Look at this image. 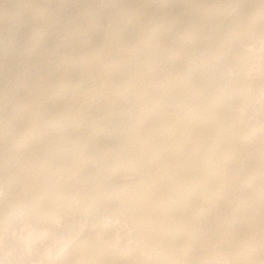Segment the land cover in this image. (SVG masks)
I'll list each match as a JSON object with an SVG mask.
<instances>
[{
    "label": "bare ground",
    "instance_id": "1",
    "mask_svg": "<svg viewBox=\"0 0 264 264\" xmlns=\"http://www.w3.org/2000/svg\"><path fill=\"white\" fill-rule=\"evenodd\" d=\"M21 1L30 5V11L20 13ZM43 1L6 0L3 5L12 9V13L6 12L4 15L0 11V16H3V20H0V104H3L0 108V130L18 133L11 138L22 135L30 126L37 129L44 126L43 122L33 119L36 111L41 113L43 121H58L60 116L61 119L66 116L61 110L59 117L53 118V111L61 105L60 99L53 96L55 104L48 107L46 103L50 95L32 86L39 87L42 84L54 90L59 83V90H63L58 93V97L64 94L67 99L79 96L76 93L78 83L66 86L69 82L67 77L71 76L70 65L61 71L49 69L53 63L58 68L57 61L62 59L65 52L55 51V47L52 54L58 55V58L51 60L48 54L54 45L49 47L39 44V29L48 30L50 26H54L52 22L56 18H61L55 11L54 14L51 13L50 7L40 5ZM45 1L50 3V0ZM66 1H61L63 8L65 3H69ZM246 2L71 0L66 9L75 12L81 6L90 11L138 10L145 13L147 20L155 13L161 15L159 21L164 24V29L157 20L138 29L111 25L108 29L99 27L95 30L92 24H84L80 27L88 38L81 44V53L75 52L76 45L80 43L75 45L71 41L69 44H62L68 55L66 61L79 59L85 66L73 70V82L78 81L77 74L84 72L93 76L98 73L95 78L87 77L89 81L86 85H120L110 97L119 100L120 104L125 97L131 98L129 105L115 109L119 113L106 110L125 121L121 130L128 128V131H125V135L121 134L123 131H116L103 136L92 135L89 133L90 129L85 128L81 131L68 129L65 134V125L60 124L51 131L54 132L51 139L45 142L32 138L21 140L17 144L10 143L11 138H4L0 142L15 146V151L19 148L25 151L28 148L37 149L34 157L37 156L38 159H34L38 169L29 179L40 192L51 193L50 189L54 187V198L68 199L66 191L72 189L80 196L89 194L93 206L112 200L110 211L121 208L124 212L121 217L130 218L148 237L147 246L155 257L151 264H202L205 260L210 263L215 251L212 248L220 240L216 236L207 235L210 225L214 230H226L225 235L223 234L227 241L225 244L231 239L238 242L239 248L244 251L233 253V259L237 264H245L243 257L252 255L249 250L251 244L264 245L261 241L263 237L257 232L258 224L264 222V189L239 187L251 180V175L247 176L249 167L244 166L249 156L259 158L262 161L259 165L264 164V136H247L245 131H237L235 126L230 125L231 122L223 127V109L229 114L226 107L229 101L225 97L231 90L234 94L231 103L253 104L243 81L244 75L254 68L247 53L253 45L245 38L256 35V38L263 39L257 38L258 43H264V0H255L259 10L257 16L262 18L257 22L253 19L251 23H247L248 27L237 32L236 37L228 36L232 34L230 28L234 25L227 27L226 31L211 33L214 26L219 28L224 22L222 19L216 22L207 13L214 9L222 12L233 4H237L239 9H245ZM55 3L58 5V0H53L49 5ZM192 11L196 16L191 15ZM92 21L93 19L90 22ZM68 27L66 24L64 28ZM95 32L108 43L115 41L121 47L128 42L130 52L121 50V57H111L108 64L105 63L106 51L98 49V64L90 66L87 61L92 54L89 50L92 40L89 39ZM137 44H142L147 50L141 51ZM193 46L201 51V59L206 63H209L211 56H220L224 50L241 52L233 63L237 77L230 79L225 76L228 66L224 63L215 75V80L204 64L200 63L202 67H199L197 61L191 59L193 57L190 51ZM46 59L49 61L45 62ZM168 61L178 62L180 65L175 66L172 71L164 66ZM180 66L184 69L183 74L170 79L171 71L178 72ZM65 71L67 75L62 78ZM57 75H61L60 78L53 80L52 77ZM20 83L24 86L23 90L20 89ZM128 84L131 87L127 88ZM220 86L225 87V90ZM102 94V89L90 90L84 95L83 101ZM32 97L39 100L32 102ZM6 98L13 102L11 110L5 105ZM24 98L28 102H24ZM110 100L109 98L108 101ZM126 108L128 111H125ZM153 110H160V114L146 119L147 114ZM19 119L23 120L18 121ZM242 136L248 138L241 139ZM231 150L235 152L234 155L230 153ZM46 151L50 153L48 158L42 155ZM48 159L54 163L52 167L45 165ZM256 163L251 165L252 169ZM228 168L232 170H226ZM55 175L62 178L56 179ZM236 188L243 194L241 197L253 198L234 199ZM161 201L167 203L162 204ZM30 207L35 208V205L31 204ZM50 208L60 207L50 203ZM216 212L217 216H212ZM55 214L56 212L44 220V226L55 224L58 219ZM237 215L241 216L239 225L231 221V217ZM35 216L38 221L44 219L42 212H37ZM255 216L260 219L251 223ZM96 235L99 237L97 232ZM97 240L93 236L91 239L84 237L78 241L73 250L78 246L79 248L67 257L66 263L128 264L118 250L112 249L108 241L97 243ZM194 247L198 248L196 255L191 252ZM130 259L131 264H145L143 258L135 255Z\"/></svg>",
    "mask_w": 264,
    "mask_h": 264
},
{
    "label": "rangeland",
    "instance_id": "2",
    "mask_svg": "<svg viewBox=\"0 0 264 264\" xmlns=\"http://www.w3.org/2000/svg\"><path fill=\"white\" fill-rule=\"evenodd\" d=\"M5 1L6 0H0V11L4 15L6 12L12 13V9L3 5ZM52 1L53 0H50V3H47L44 0L40 5L43 7H50L51 13L53 12L54 14L55 11L62 19L56 18V21L52 22L54 26H50V29L48 30L39 29L37 33L41 38L39 44L46 46L49 45V47L54 45L50 54H48L51 60L58 58V55L52 54L53 52L59 50H63L65 52L62 59L57 61L58 68H56L55 63H53L49 66V69H59L61 71L64 67L70 65L71 76L67 77L69 82L66 86L68 84L78 83L76 93L79 94V96L67 99L66 94H64L58 97V93L63 90H59V83L56 85V89L54 90L50 86L42 84H39V87L32 86L36 89L42 90L43 92L46 91V93L50 95V98L47 99L46 103L48 107L55 104L53 103V96L60 99L61 105L53 111V118L59 117V111L61 110L65 112L66 116L62 119V116H60L58 121H43L41 113L36 111V113L33 114V119L38 122H43L44 126L42 128L37 129L30 126L25 129L22 135L13 136L12 138L11 136L13 134L18 133H9L0 130V140H5L4 138H11L9 142H15V144H17L21 140L32 138L45 142L51 139L54 133L51 131L56 129L60 124L65 125V134L68 129L81 131L82 129L87 128V130L90 129L89 133L92 135L109 136L116 131H123L121 134L125 135V131H128V128L121 130L125 121L119 119V117L114 113H107L106 110L116 111L119 113V111L115 109H118L121 106L126 107V105H129V103H131V98L125 97L120 104L119 100L115 98L112 99V97H110L112 92L117 90L120 85L107 86L97 83L96 87H89L86 85V82L89 81L87 77L95 78L98 73L93 76L84 72L82 74H77L78 81L73 82V70L81 66L82 68H85V66L79 59L66 61L68 55L66 54V48L63 47L62 44H69L71 41H74L75 45L80 43L76 45L75 52L77 54L81 53V44L86 41V38H88L82 32V28L80 27L84 24H92V28L95 30L99 29V27L108 29L111 25H123L129 26L133 29H138L145 25L149 26L154 23V20H157L164 29V24L160 22L161 15L153 12L155 15L150 16L151 19L147 20L148 17H146L145 13L138 10L92 9L90 11L84 9L80 5L77 12H75L66 9V6L69 5L71 0H58V5L56 3L55 5H49ZM61 1L69 3H65V8H63ZM246 1L247 7L245 9H239L237 4H233V6L224 8L222 12H219L218 9L208 12L207 15L212 16L216 22L218 19H222L221 21L224 22V25H219V28L214 26L213 30L211 29V33L216 31V33L226 31L227 27L234 25V27L230 28L232 29V34H229L228 36L236 37L238 36L237 32L243 31L244 27H248L247 23H251L253 19L256 22L259 21L262 17L257 16L259 10L256 8L255 0ZM3 7L6 9H3ZM20 7V13L28 12L31 8L25 1H21ZM191 15L196 16V13L192 11ZM92 19L93 21L90 22ZM0 20H3V16H0ZM107 23L111 24L106 25ZM66 24L69 26L68 28H64ZM258 27H261V25L258 24ZM1 35L2 33L0 29V36ZM257 38L256 35L245 38L250 41L251 45H253L247 50V53L250 56V63L253 64L254 68L250 69L247 75H244L243 81L245 83V90L250 95L253 104L250 106L244 102L235 101L231 103L232 97L234 96V94L231 93V90L225 97L228 98L229 101L226 106L229 110V114H226L223 109V127H226L228 123L231 122L230 125L232 124L235 126L237 131H245L247 136H264V43H258ZM260 39L263 40L262 38ZM89 40H92V47L89 49L92 54L89 55V59L87 61V64L90 63V66L98 64V49H104L106 51L105 63L108 64L111 57H114L115 59L121 57V50H124L127 53L130 52V45L128 42L125 41L126 44L124 47L116 45L115 41L108 43L104 38L102 39V36H99L97 32L92 34ZM137 47L140 48L141 51L147 50V48H145L142 44H137ZM54 48L55 51H53ZM240 53L241 52L236 51L232 52V50H224L220 56H211L209 63H206L201 59V57H203L201 51L196 49L194 46L190 51V55L193 57L191 59L195 62L197 61L196 64L199 67H202L200 63L204 64L205 67L211 71L215 80H217L215 75L218 74L221 65L224 63L228 66L225 76L230 79L237 77V72L233 69V63ZM1 54L2 52H0V55ZM130 55L133 56V54ZM232 55L233 57H231ZM182 57L184 59L186 58L184 56ZM47 61L49 60L46 59L45 62ZM179 65L180 64L178 62L174 63L173 61H168L164 66L165 68L174 71V67ZM16 68L17 67L14 65V69ZM183 70V67L180 66L178 72L171 71L170 79H172L175 75H182ZM66 75L67 71H65L62 78ZM60 76L61 75H57L52 78L53 80H58ZM159 81L160 79L158 82ZM129 85L130 84L126 85V87H131ZM19 86L21 90L24 89L22 83H20ZM221 88L224 89L225 87ZM99 89H102L103 96L97 95L96 97H92L93 99L91 100L83 101L84 95H86L88 91ZM109 98L111 99L110 101H108ZM24 100V102H28L25 98ZM30 100L33 102L38 101L39 99L32 97ZM2 105L3 104H0V108ZM5 105L9 108V110H11L13 102L6 98ZM125 111H128V109L126 108ZM158 114H160V110H153L147 114L146 119L156 117ZM20 120L23 119H19L18 121ZM247 136H242L241 139H247ZM39 137H43V139H38ZM10 145L11 144L9 143L2 144V142H0V264H67V257L79 248L78 246L73 250L74 245L84 237L91 239L93 236H95L96 239L98 238L97 243L108 241L111 244L112 249L118 250L128 264H131L132 262V259H130L132 255H135L138 258H143L145 264H151V260L155 257L153 256L151 248L147 246L148 237L130 218L123 219V217H121V215H124L121 208L116 209L114 212L110 211V206L113 203L112 200L106 201L104 204L93 206L91 196H89V194H83L80 196L81 194L74 192L72 189H68L66 191L65 196L68 199H63L62 197L54 198V187H51V193L40 192L38 187L35 186L29 179V177L32 176L38 169L36 167L37 162L35 161L38 157H34V153L37 154L38 152L37 149L35 148L34 150L32 148H28L27 151H25V149L19 148L15 151V146L11 147ZM230 153L233 155L235 154L233 150H231ZM42 155L45 158H48L50 153L49 151H46L43 152ZM260 162L262 161L257 157L249 156L247 158L244 166L249 167L247 176L251 175L249 176L251 180L246 183H242L239 187L240 189H248L246 188L247 186H252L253 189H264V164L259 165ZM255 163L256 165L252 169L251 165H254ZM53 164L54 163L49 161V159L45 161V165L48 167H52ZM226 170L232 169L228 168ZM55 178L60 180L62 177L60 175H55ZM39 194L40 196H38ZM242 195L241 191L236 188L234 192V199L253 198L252 196L243 198L241 197ZM161 202L162 204L167 203V201ZM234 202L236 203L237 201ZM50 203L58 205L60 208L51 209ZM252 203H254L253 200ZM31 204L35 205V208L30 207ZM37 212L43 213L44 219L42 221H38L36 218L35 215ZM55 212L56 218H58L55 224L51 226H44V220ZM217 214L218 213L216 212V214H212V216L215 217ZM240 218V215L232 216L231 221H233L236 225H239ZM259 219V216H255L252 217L250 222L256 223ZM96 232L99 237H97ZM257 232L261 235V237H263L261 241L264 242V222L258 224ZM225 233L226 230H219L218 228L214 230L213 226L210 225V230L207 235L216 236L220 240L214 246L215 248H212L215 250L214 255L210 251V254L213 255V259L210 263L205 260L202 264H237L233 259V253L239 254L244 250L239 248L238 242H236L235 239L228 240V244H225L227 243L224 239ZM256 239L259 241V238ZM233 244L236 245L233 246ZM254 244L255 243H252L249 247L252 255L243 257L245 264H264V245L255 246ZM193 249L191 250L193 254H195L196 251L198 252V248L194 247ZM253 253L256 255H253ZM154 261H156V259ZM155 264L162 263L155 262Z\"/></svg>",
    "mask_w": 264,
    "mask_h": 264
}]
</instances>
